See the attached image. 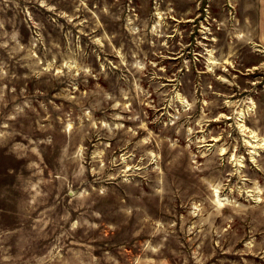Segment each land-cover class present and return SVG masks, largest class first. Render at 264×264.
<instances>
[{
  "label": "rangeland",
  "instance_id": "obj_1",
  "mask_svg": "<svg viewBox=\"0 0 264 264\" xmlns=\"http://www.w3.org/2000/svg\"><path fill=\"white\" fill-rule=\"evenodd\" d=\"M0 264H264V0H0Z\"/></svg>",
  "mask_w": 264,
  "mask_h": 264
}]
</instances>
